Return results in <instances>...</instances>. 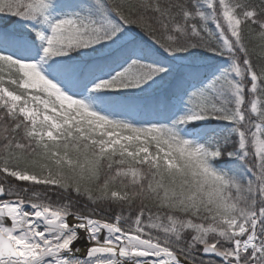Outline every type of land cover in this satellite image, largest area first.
<instances>
[{
  "label": "snow or ice",
  "instance_id": "snow-or-ice-1",
  "mask_svg": "<svg viewBox=\"0 0 264 264\" xmlns=\"http://www.w3.org/2000/svg\"><path fill=\"white\" fill-rule=\"evenodd\" d=\"M0 21V264H264V0Z\"/></svg>",
  "mask_w": 264,
  "mask_h": 264
},
{
  "label": "trees",
  "instance_id": "trees-1",
  "mask_svg": "<svg viewBox=\"0 0 264 264\" xmlns=\"http://www.w3.org/2000/svg\"><path fill=\"white\" fill-rule=\"evenodd\" d=\"M130 2H134V0H130ZM0 23H2V21H0Z\"/></svg>",
  "mask_w": 264,
  "mask_h": 264
},
{
  "label": "water",
  "instance_id": "water-1",
  "mask_svg": "<svg viewBox=\"0 0 264 264\" xmlns=\"http://www.w3.org/2000/svg\"><path fill=\"white\" fill-rule=\"evenodd\" d=\"M77 247H80V245L78 244Z\"/></svg>",
  "mask_w": 264,
  "mask_h": 264
}]
</instances>
